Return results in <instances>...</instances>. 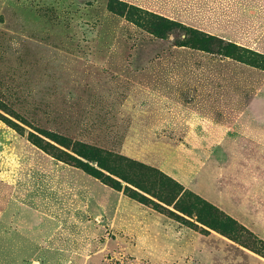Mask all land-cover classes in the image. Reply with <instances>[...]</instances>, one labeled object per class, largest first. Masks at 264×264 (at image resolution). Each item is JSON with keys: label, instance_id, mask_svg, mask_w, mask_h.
I'll return each instance as SVG.
<instances>
[{"label": "rangeland", "instance_id": "rangeland-1", "mask_svg": "<svg viewBox=\"0 0 264 264\" xmlns=\"http://www.w3.org/2000/svg\"><path fill=\"white\" fill-rule=\"evenodd\" d=\"M112 1L0 0V113L24 127L0 117V264H264V66L176 45L181 30L158 36ZM158 2L145 10L186 18ZM231 2L188 24L232 28ZM33 126L156 168L241 229L118 192L35 146Z\"/></svg>", "mask_w": 264, "mask_h": 264}, {"label": "trees", "instance_id": "trees-1", "mask_svg": "<svg viewBox=\"0 0 264 264\" xmlns=\"http://www.w3.org/2000/svg\"><path fill=\"white\" fill-rule=\"evenodd\" d=\"M111 4L123 7L126 16L131 18L138 17L143 13L145 23H148V30L158 36L181 30L182 37L181 40L175 42L176 45H189L195 49L218 52L224 56L231 54L235 58L247 62H250L251 56V59H254L257 64L261 63L264 66V54L251 48L238 46L233 41L190 25L186 26L176 20H169L139 6L128 5L119 0H113ZM0 106L7 108L1 98ZM0 117L15 128L23 130L24 127L12 118L2 113H0ZM20 119L19 121L22 123L26 121L23 118ZM33 127L31 128L34 131H29L28 137L35 146L55 159L81 169L87 175L99 179L104 185L118 192L122 191L125 194L127 192L133 199L151 204L159 211L168 212L176 219L196 228H200L198 224H201L203 227L230 236L237 234L238 229H241L233 219L222 211L156 168L145 166L96 144L50 132L37 126ZM191 218H194L195 222H192ZM200 229L208 232L202 227Z\"/></svg>", "mask_w": 264, "mask_h": 264}, {"label": "crops", "instance_id": "crops-1", "mask_svg": "<svg viewBox=\"0 0 264 264\" xmlns=\"http://www.w3.org/2000/svg\"><path fill=\"white\" fill-rule=\"evenodd\" d=\"M150 1L137 0V3H132L144 9L152 10L146 7L147 5H145L147 2L150 3ZM211 2H214V0H183L181 2L179 0H159L158 4L161 7H167V11L170 13H175L176 16L183 15L184 17H186L184 18V21H182L177 17L173 18L169 16L173 20L189 25L188 22L190 20H194L195 22L197 21L201 24L208 23L209 18L207 17L209 15V10L211 9L209 8L208 4ZM219 2L221 3V8H224V0H219ZM229 5H231L235 10V13L231 16L233 18L231 19V22L234 24L232 25V28H219L217 29L219 31L213 32L199 25V28L197 29L201 28L200 30H203L210 34H214L216 36H219L217 34H220L219 37L223 39L233 41L240 46L258 50V48H256L255 46L259 43H262L264 31L261 33V31L256 28V25L257 23L264 22V0H235V2H231ZM193 6L194 9L191 11L190 15L187 16V8H191ZM174 9H176V12H172ZM154 12L163 15V13L156 10ZM252 23H255V25L252 26ZM252 39L255 40L252 41Z\"/></svg>", "mask_w": 264, "mask_h": 264}]
</instances>
